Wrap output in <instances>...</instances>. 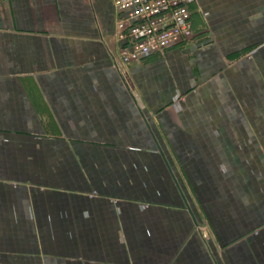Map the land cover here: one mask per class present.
I'll use <instances>...</instances> for the list:
<instances>
[{
  "label": "crops",
  "instance_id": "0c3cea01",
  "mask_svg": "<svg viewBox=\"0 0 264 264\" xmlns=\"http://www.w3.org/2000/svg\"><path fill=\"white\" fill-rule=\"evenodd\" d=\"M117 17L0 0V264H264V0L127 64Z\"/></svg>",
  "mask_w": 264,
  "mask_h": 264
},
{
  "label": "built area",
  "instance_id": "2783aa9c",
  "mask_svg": "<svg viewBox=\"0 0 264 264\" xmlns=\"http://www.w3.org/2000/svg\"><path fill=\"white\" fill-rule=\"evenodd\" d=\"M194 0H112L120 60L130 61L191 39Z\"/></svg>",
  "mask_w": 264,
  "mask_h": 264
}]
</instances>
